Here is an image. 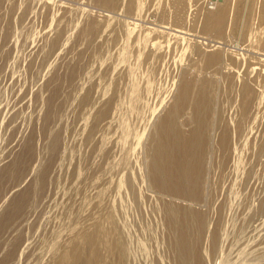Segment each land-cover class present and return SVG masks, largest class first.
Returning a JSON list of instances; mask_svg holds the SVG:
<instances>
[{"label":"rangeland","instance_id":"374dc122","mask_svg":"<svg viewBox=\"0 0 264 264\" xmlns=\"http://www.w3.org/2000/svg\"><path fill=\"white\" fill-rule=\"evenodd\" d=\"M218 4L0 0V264H264V0Z\"/></svg>","mask_w":264,"mask_h":264},{"label":"bare ground","instance_id":"6f19581e","mask_svg":"<svg viewBox=\"0 0 264 264\" xmlns=\"http://www.w3.org/2000/svg\"><path fill=\"white\" fill-rule=\"evenodd\" d=\"M219 5H221V4H217L214 8L208 9L209 11L208 10L205 11L203 16H202V20L205 22H209V20L218 21L222 15L220 13H216L214 9ZM222 9H224V8H222ZM213 58H214L213 52L202 51L201 56L198 59V62L195 64V68L200 67V66H206V64L209 63ZM235 61L238 62V59ZM257 75H258V73H257ZM259 78H262V77L260 76ZM259 80L261 81V79H259ZM201 84H203L204 86H201V85L198 86L197 85V88H195L196 83H195V79L193 78V75L187 74L184 77L181 86L176 91V94H175L176 104H175L174 108L169 109L168 112H167V110H165V112L162 113V115H161L160 127L165 131L166 130L165 128L167 125V123H166L167 114L174 113L175 116H177V114L180 113L181 110L184 107H186V105H187V107H188L187 114H188L189 119L193 123L191 125H186L183 128V130H180V124L178 122V133L181 135L185 132L187 133V136L185 138H182L178 144V147H180V150L184 152L185 156L187 153H188V155H190V154H195L196 152L199 151L198 135H199V131H200V125H201L200 123L202 122V119L205 116V110H206L205 102H202L199 99V97L201 95L199 90H202V93L204 96L206 95V91L208 89L207 80L201 81ZM203 87H205V88H203ZM186 120H187V118L184 117L183 119H181L180 123L186 124ZM169 144L164 139H159V144H158L157 150H156L158 152V156L159 157H163V156L165 157V155L166 156L168 155L170 163L180 164V166H179L180 168L188 171L189 173H192V171H194L193 170L194 169V163L192 162V163L186 164L184 161L175 162L174 158L170 154V152L173 150L169 149V148H171L169 146ZM173 144L176 146V144L174 142H173ZM173 144L171 143L172 147H173ZM175 188H178V187L175 186ZM183 234L184 233L182 232V235ZM196 264H200V263H196Z\"/></svg>","mask_w":264,"mask_h":264},{"label":"built area","instance_id":"2783aa9c","mask_svg":"<svg viewBox=\"0 0 264 264\" xmlns=\"http://www.w3.org/2000/svg\"><path fill=\"white\" fill-rule=\"evenodd\" d=\"M221 0H204V5L208 9L214 8Z\"/></svg>","mask_w":264,"mask_h":264}]
</instances>
